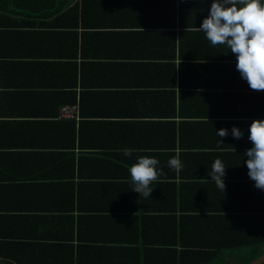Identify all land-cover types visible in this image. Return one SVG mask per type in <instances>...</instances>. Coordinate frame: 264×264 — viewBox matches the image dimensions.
<instances>
[{
	"label": "crops",
	"instance_id": "obj_1",
	"mask_svg": "<svg viewBox=\"0 0 264 264\" xmlns=\"http://www.w3.org/2000/svg\"><path fill=\"white\" fill-rule=\"evenodd\" d=\"M211 4L83 0L81 123L61 113L75 106L79 119L78 103L65 101L71 70L58 55L68 46L19 40L11 53L0 45V264H72L82 243L227 245L236 238L232 218L255 228L240 238L260 235L264 191L248 176L245 153L252 121L264 120V91L249 88L226 45L213 46L196 29ZM221 129L226 137L217 136ZM140 156L162 170L147 198L133 191L127 171ZM173 157L179 170L168 167ZM217 159L226 169L224 192L209 176ZM203 218L213 233L199 232ZM257 248L263 254L264 242Z\"/></svg>",
	"mask_w": 264,
	"mask_h": 264
},
{
	"label": "trees",
	"instance_id": "obj_2",
	"mask_svg": "<svg viewBox=\"0 0 264 264\" xmlns=\"http://www.w3.org/2000/svg\"><path fill=\"white\" fill-rule=\"evenodd\" d=\"M171 20L170 25L173 26L175 19L172 17ZM167 34L169 39H173V33ZM19 40L22 43L30 41V43L41 44L43 47L55 44V47L61 49L64 45L68 46V53L58 54L60 58L65 56L61 61L65 62L64 66L71 70L72 87L67 91L65 101L69 104L78 103L79 119L78 121L72 119L70 122L72 124L81 123L83 120V107L80 105L83 94V80L80 76L83 69V0H0V45L12 46L9 50L11 52L16 41ZM169 43L170 50L173 52L174 45L171 44L173 42L169 41ZM2 52L3 50L0 48V53ZM30 55L35 56L36 54ZM20 60L27 64L30 63L28 65L35 62V59ZM42 60L44 62L55 61V59ZM3 65L5 64L0 63V66L4 67ZM77 89L79 92H76ZM78 146L80 145L78 144ZM229 220L231 225L228 230L233 235L235 234L236 238L232 236L233 239L227 245L223 241L186 243L176 240L164 242L158 247L151 245L149 248L145 246L126 247L118 244L117 247H111L110 245L105 246L104 243L85 246L82 243L73 249L72 264H248L261 254L257 245L264 242V223L257 227L258 232L260 231L258 237L245 240L240 238V234L251 232L254 235L255 228H244L243 219L240 218ZM192 221L195 219L192 218ZM202 221L205 222V225L199 227V232L213 233L211 230L214 229L208 227L207 219L203 218ZM82 223L83 217L78 218V225ZM179 223L181 225L178 224V228L181 231L182 220H179ZM172 224L171 232L176 237V222L173 221ZM177 245H179V249L175 247ZM226 249L232 250L234 255L223 257L222 254Z\"/></svg>",
	"mask_w": 264,
	"mask_h": 264
},
{
	"label": "clouds",
	"instance_id": "obj_3",
	"mask_svg": "<svg viewBox=\"0 0 264 264\" xmlns=\"http://www.w3.org/2000/svg\"><path fill=\"white\" fill-rule=\"evenodd\" d=\"M205 33L213 45H226L236 57V69L253 91H264V0H212L209 15L201 27L196 28ZM248 139L253 147L246 151L248 176L255 182V187L264 191V120H253ZM219 137H226L228 129H221ZM231 134L241 139L243 132L233 127ZM124 156L132 155L131 149H123ZM159 161L149 156H140L127 168L134 185L133 191L145 198L153 191L151 184L156 181L162 170L157 169ZM168 167L179 170L178 157L168 161ZM226 169L217 159L209 173L211 181L225 191Z\"/></svg>",
	"mask_w": 264,
	"mask_h": 264
},
{
	"label": "built area",
	"instance_id": "obj_4",
	"mask_svg": "<svg viewBox=\"0 0 264 264\" xmlns=\"http://www.w3.org/2000/svg\"><path fill=\"white\" fill-rule=\"evenodd\" d=\"M61 113L65 117H69V118H72V119H76L77 118V108L75 106L62 107L61 108Z\"/></svg>",
	"mask_w": 264,
	"mask_h": 264
},
{
	"label": "water",
	"instance_id": "obj_5",
	"mask_svg": "<svg viewBox=\"0 0 264 264\" xmlns=\"http://www.w3.org/2000/svg\"><path fill=\"white\" fill-rule=\"evenodd\" d=\"M262 263H264V253L248 264H262Z\"/></svg>",
	"mask_w": 264,
	"mask_h": 264
}]
</instances>
